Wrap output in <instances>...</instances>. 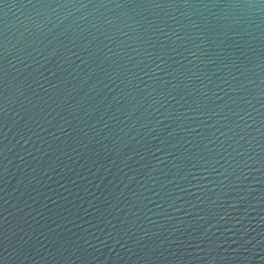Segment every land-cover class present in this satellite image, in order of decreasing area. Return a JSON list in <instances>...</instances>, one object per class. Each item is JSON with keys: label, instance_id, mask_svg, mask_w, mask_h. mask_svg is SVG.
Listing matches in <instances>:
<instances>
[{"label": "water", "instance_id": "water-1", "mask_svg": "<svg viewBox=\"0 0 264 264\" xmlns=\"http://www.w3.org/2000/svg\"><path fill=\"white\" fill-rule=\"evenodd\" d=\"M0 264H264V0H0Z\"/></svg>", "mask_w": 264, "mask_h": 264}]
</instances>
